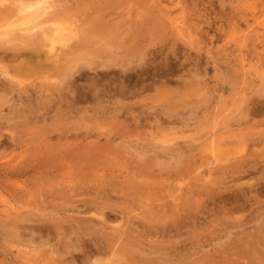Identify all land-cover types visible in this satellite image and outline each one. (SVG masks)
I'll return each mask as SVG.
<instances>
[{
    "label": "rangeland",
    "instance_id": "rangeland-1",
    "mask_svg": "<svg viewBox=\"0 0 264 264\" xmlns=\"http://www.w3.org/2000/svg\"><path fill=\"white\" fill-rule=\"evenodd\" d=\"M0 16V264H264V0Z\"/></svg>",
    "mask_w": 264,
    "mask_h": 264
},
{
    "label": "bare ground",
    "instance_id": "bare-ground-1",
    "mask_svg": "<svg viewBox=\"0 0 264 264\" xmlns=\"http://www.w3.org/2000/svg\"><path fill=\"white\" fill-rule=\"evenodd\" d=\"M25 5V4H24ZM12 11V10H11ZM10 12V11H9ZM16 14V13H15ZM14 15V14H13ZM46 15V14H45ZM55 15V14H54ZM50 16V15H49ZM56 16V15H55ZM1 17V16H0ZM47 17V16H46ZM44 21V20H43ZM0 23H1V21H0ZM2 26V25H1ZM3 27V26H2ZM45 29V28H44ZM52 31V30H51ZM2 32V31H1ZM63 32V31H62ZM46 33V32H45ZM18 37V36H17ZM21 38V37H20ZM42 38V37H41ZM2 39V38H1ZM23 39V38H22ZM51 40V39H50ZM13 42H14V40H13ZM23 42H26V41H23ZM6 43V42H5ZM11 43H12V41H11ZM27 43V42H26ZM43 43V42H42ZM13 44V43H12ZM16 44V43H15ZM39 44V43H38ZM11 45V44H10ZM12 46V45H11ZM14 46V45H13ZM18 46V45H17ZM25 46V45H24ZM4 46H2V44H0V49H2ZM8 47V46H7ZM18 47H20V46H18ZM16 48V47H15ZM81 48V47H80ZM18 49V48H17ZM21 50V49H20ZM10 50L9 49H7V52H9ZM16 52V51H15ZM15 52H13L12 54L11 53H5V55L2 57V58H4V59H11V60H13V59H15L16 60V58H19L20 56H22V55H24V52L22 53L21 51L20 52H17V53H15ZM36 52H38L37 51V49H36V51H33V52H30V54H31V58H33V56H35V55H37V53ZM26 54H28V53H26ZM69 56V55H68ZM26 57V56H25ZM38 57V56H37ZM54 58V57H53ZM57 58V57H56ZM19 59H21V58H19ZM30 59V58H29ZM39 59V58H38ZM58 59V58H57ZM25 60V59H24ZM28 60V59H27ZM30 60H32L33 61V59H30ZM79 60V59H78ZM84 60V59H83ZM44 61V60H43ZM27 62H29V61H27ZM35 62V61H34ZM33 62V63H34ZM88 62V61H87ZM95 62H96V60H95ZM89 64V63H88ZM96 65H97V62L95 63ZM28 65V64H27ZM35 65H36V63H35ZM27 67V66H26ZM31 67V66H30ZM32 69V68H31ZM34 69V68H33ZM47 69V68H46ZM57 70V69H56ZM82 70V69H81ZM82 73V72H81ZM106 73V72H105ZM100 74V73H99ZM101 75V74H100ZM81 76V75H80ZM131 78V77H130ZM74 79V78H73ZM105 79V78H104ZM76 80V79H75ZM98 80V79H97ZM73 81V80H72ZM80 82V81H79ZM99 82H101V80L99 81ZM106 82V81H105ZM3 85H4V83L3 82H1ZM121 85V84H120ZM123 86V85H122ZM118 88V87H117ZM92 89V88H91ZM88 90V89H87ZM112 90V89H111ZM127 90V89H126ZM114 93V92H113ZM128 93V92H127ZM131 93V92H130ZM136 93V92H135ZM88 94V93H87ZM116 94V93H115ZM94 95H96V94H94ZM127 95V94H126ZM138 95V94H137ZM74 96V95H73ZM89 96V95H88ZM93 96V95H92ZM110 96V95H109ZM86 97V96H85ZM125 97V96H124ZM88 98V97H87ZM112 99V98H111ZM116 101V100H115ZM114 103V102H113ZM122 105V104H121ZM127 109V108H126ZM102 110V109H101ZM112 113V112H111ZM244 117V116H243ZM250 119V118H249ZM251 122V121H250ZM159 147V146H158ZM152 148V147H151ZM181 148V147H180ZM176 151H177V149H176ZM173 152V151H172ZM106 153V152H105ZM87 155V154H86ZM129 155H131V154H129ZM3 156V155H2ZM149 156V155H148ZM178 156V155H177ZM87 157V156H86ZM12 158V157H11ZM13 159V158H12ZM11 159V160H12ZM157 159V158H156ZM164 160V159H163ZM166 160V159H165ZM180 160V159H179ZM1 161V160H0ZM162 161V160H161ZM167 161V160H166ZM3 162V161H2ZM16 163V162H15ZM14 163V164H15ZM151 164V163H150ZM157 166V165H156ZM172 166V165H171ZM174 167V166H173ZM109 170V169H108ZM149 171V170H148ZM138 181V180H137ZM77 186V185H76ZM85 188V187H84ZM119 190V189H118ZM146 192V191H145ZM98 194V193H97ZM134 195V194H133ZM92 206H94V205H92ZM128 215H129V213H128ZM129 220V219H128ZM103 221V220H102ZM108 224V223H107ZM123 225V224H122ZM109 228V227H108ZM123 230V229H122ZM123 235V234H122ZM102 243V242H101ZM101 249H102V247H101ZM100 250V249H99Z\"/></svg>",
    "mask_w": 264,
    "mask_h": 264
}]
</instances>
